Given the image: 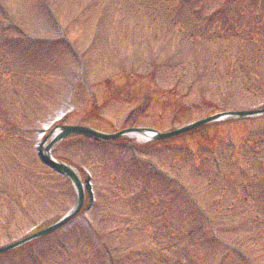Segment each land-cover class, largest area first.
I'll return each instance as SVG.
<instances>
[{"label":"rangeland","instance_id":"1","mask_svg":"<svg viewBox=\"0 0 264 264\" xmlns=\"http://www.w3.org/2000/svg\"><path fill=\"white\" fill-rule=\"evenodd\" d=\"M88 1L0 0V30L8 28L0 33V248L23 241L0 264H236L203 229L192 231L194 205L209 236L248 261L238 263L264 264V114L161 142L67 135L51 153L80 182L93 174L95 202L82 210L83 186L70 222L36 236L79 194L34 152L60 112V124L165 131L213 111L264 107V0H90L81 13ZM144 155L177 183L166 185ZM251 178L252 196L238 183Z\"/></svg>","mask_w":264,"mask_h":264},{"label":"water","instance_id":"2","mask_svg":"<svg viewBox=\"0 0 264 264\" xmlns=\"http://www.w3.org/2000/svg\"><path fill=\"white\" fill-rule=\"evenodd\" d=\"M212 118H208V119H205V120H211ZM202 122V121H201ZM201 122H198V123H194V124H199ZM194 125H188V126H184V128L182 129H179V130H175V132H169V133H165V134H159L158 136L159 137H165L167 135H171V134H175L176 132H179L181 130H185V129H188V128H191L193 127ZM62 130H63V133L66 134V133H76V132H81V133H88L90 135H93V136H98V137H101V138H116L117 136H119L120 134H122L123 132L125 131H122V132H118L116 134H103L99 131H94L92 130L91 128L89 127H82V126H63L62 127ZM133 131L137 130L136 128L135 129H132ZM40 156H41V159L45 162V163H49L55 170H62L64 172H66L67 174H70L71 175V172L69 171V169H67L64 165H62L61 163H55L53 160H51L49 158L48 155H46L45 153H42L40 152ZM59 225L58 224H54L52 225L50 228L44 230V232H48V231H51V229L57 227ZM12 246H5L3 248L0 249V252H3V250H6L8 248H11Z\"/></svg>","mask_w":264,"mask_h":264},{"label":"bare ground","instance_id":"3","mask_svg":"<svg viewBox=\"0 0 264 264\" xmlns=\"http://www.w3.org/2000/svg\"><path fill=\"white\" fill-rule=\"evenodd\" d=\"M61 128L60 127H56V129H54L51 134L49 136H47V138L45 140H43L41 142V146H40V150L43 152V153H48V154H51L50 153V150L52 149L53 147V142L55 140H57V138H59L60 136H62V133H61ZM128 136L134 138V139H138L139 141H146L148 139H153V137L155 136V134L153 132H151L150 130L148 129H145V130H136L135 132H129L128 133ZM72 170V169H71ZM73 179L75 181L78 182V174L77 172L73 171ZM79 187H82L81 186V183L79 185Z\"/></svg>","mask_w":264,"mask_h":264}]
</instances>
